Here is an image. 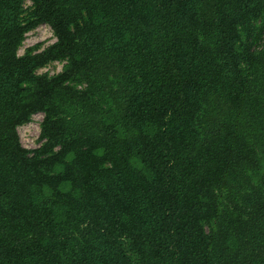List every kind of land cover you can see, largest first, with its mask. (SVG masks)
<instances>
[{
	"label": "trees",
	"instance_id": "1",
	"mask_svg": "<svg viewBox=\"0 0 264 264\" xmlns=\"http://www.w3.org/2000/svg\"><path fill=\"white\" fill-rule=\"evenodd\" d=\"M0 264H264V0H0Z\"/></svg>",
	"mask_w": 264,
	"mask_h": 264
},
{
	"label": "rangeland",
	"instance_id": "2",
	"mask_svg": "<svg viewBox=\"0 0 264 264\" xmlns=\"http://www.w3.org/2000/svg\"><path fill=\"white\" fill-rule=\"evenodd\" d=\"M30 6L27 1L24 4L25 8ZM55 42L52 30L48 25H40L36 29L28 32L25 39L18 50V55H23L28 48H35L37 51H42L46 47ZM64 62H52L37 71L38 74H48L53 76L61 72ZM42 120V114H36L32 117L31 121L27 124L17 128L18 135L22 146L26 149L32 150L37 148L39 144V124Z\"/></svg>",
	"mask_w": 264,
	"mask_h": 264
}]
</instances>
